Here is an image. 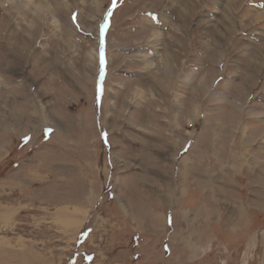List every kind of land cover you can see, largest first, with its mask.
I'll list each match as a JSON object with an SVG mask.
<instances>
[{
	"label": "rangeland",
	"instance_id": "374dc122",
	"mask_svg": "<svg viewBox=\"0 0 264 264\" xmlns=\"http://www.w3.org/2000/svg\"><path fill=\"white\" fill-rule=\"evenodd\" d=\"M0 264H264V0H0Z\"/></svg>",
	"mask_w": 264,
	"mask_h": 264
},
{
	"label": "crops",
	"instance_id": "0c3cea01",
	"mask_svg": "<svg viewBox=\"0 0 264 264\" xmlns=\"http://www.w3.org/2000/svg\"><path fill=\"white\" fill-rule=\"evenodd\" d=\"M188 174H190V172L188 173ZM188 174H186L185 173V175H184V177H186L187 176V178H188ZM179 186V185H178ZM178 188H180V186L178 187ZM212 190V188L211 189H209V191L208 192H210ZM183 191V190H182ZM186 192V191H185ZM200 208H202V207H200ZM204 209H207L206 211H207V214H206V219L203 217V220L200 218V217H198L197 219H198V221L196 220L195 221V223H193V225L194 224H197L198 225V227H199V224H200V220L199 219H201V221H203V223H204V225L206 224H214V223H212V219L214 218V216H215V214H214V212H213V210H211L210 208H209V206H206V207H204L203 206V208L202 209H200V211L201 210H204ZM210 211H211V213H210ZM200 213H202V212H198V214H200ZM167 216H168V218L169 219H167L166 218V220H165V223H166V225L168 226V225H170V226H173L174 225V221H173V218L171 219V217H172V214L171 213H168L167 214ZM199 223V224H198ZM206 227H204V229H205ZM207 229H209V227L207 228ZM207 229H205V231H207ZM186 233H184V229H182L181 230V235L182 236H180V239H179V241H175L174 243H178V244H180L181 245V249H182V251H183V253H182V255H183V258H189V259H192V260H197V259H200V258H202V256L204 255V253H206V248H207V246L209 247H211V245L212 244H210L209 245V241H207V240H209V239H206V236H208V235H206V234H203V230L202 229H198V231L197 232H192V233H187V231H185ZM184 233V234H183ZM213 236V238H215L214 237V234L212 235ZM170 244H171V242H170ZM176 245V244H175ZM175 249V248H174ZM208 249V248H207ZM199 261V260H198Z\"/></svg>",
	"mask_w": 264,
	"mask_h": 264
},
{
	"label": "snow or ice",
	"instance_id": "6c2138e0",
	"mask_svg": "<svg viewBox=\"0 0 264 264\" xmlns=\"http://www.w3.org/2000/svg\"><path fill=\"white\" fill-rule=\"evenodd\" d=\"M104 60H103V55L101 56V65L103 66Z\"/></svg>",
	"mask_w": 264,
	"mask_h": 264
},
{
	"label": "bare ground",
	"instance_id": "6f19581e",
	"mask_svg": "<svg viewBox=\"0 0 264 264\" xmlns=\"http://www.w3.org/2000/svg\"><path fill=\"white\" fill-rule=\"evenodd\" d=\"M82 226V225H81Z\"/></svg>",
	"mask_w": 264,
	"mask_h": 264
}]
</instances>
